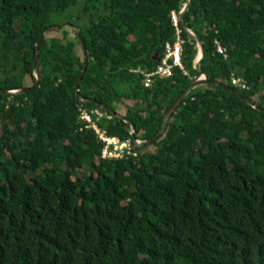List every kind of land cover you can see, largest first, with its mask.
Here are the masks:
<instances>
[{"label": "trees", "instance_id": "16d2710c", "mask_svg": "<svg viewBox=\"0 0 264 264\" xmlns=\"http://www.w3.org/2000/svg\"><path fill=\"white\" fill-rule=\"evenodd\" d=\"M185 2L0 0V264H264V0H190L179 24L184 70L145 88L130 70L156 68L175 37L170 12ZM66 17L87 45L81 96L117 114L125 106L127 122H99L108 136L132 138L134 125L137 140H150L203 74L250 104L197 87L152 152L102 160L103 143L80 118L101 106L76 95L83 51L70 27L45 35L40 86L5 92L25 86L42 29Z\"/></svg>", "mask_w": 264, "mask_h": 264}, {"label": "built area", "instance_id": "2783aa9c", "mask_svg": "<svg viewBox=\"0 0 264 264\" xmlns=\"http://www.w3.org/2000/svg\"><path fill=\"white\" fill-rule=\"evenodd\" d=\"M184 7V4L179 12L171 11L169 15L171 26L174 28L175 37L172 41L165 43L162 56L159 58L156 68L151 72H145L140 68L130 70L131 72L138 73L142 76L143 87L148 88L151 86L152 81L155 78H170L173 76L174 69L180 68L184 70L183 64H181L182 56V45L183 39L181 38L180 24V13ZM192 33L191 31H189ZM217 46V52L223 54L227 57L226 49L222 46L219 41H215ZM232 84L239 86L240 88H247L246 82L242 77L232 75ZM20 88H11L6 90L9 94L19 93ZM80 118L86 122L87 127H92L96 134L99 136L101 143H103V148L101 151L102 160H121L128 158H137L140 155V151L136 148L131 138L126 140H120L116 137H111L101 131L99 128V122L102 119L110 120L113 115L108 112H102L101 108H81ZM139 141V140H137Z\"/></svg>", "mask_w": 264, "mask_h": 264}, {"label": "water", "instance_id": "95a60500", "mask_svg": "<svg viewBox=\"0 0 264 264\" xmlns=\"http://www.w3.org/2000/svg\"><path fill=\"white\" fill-rule=\"evenodd\" d=\"M189 4H190V0H186L185 4H184V7L180 13V18L182 17V15L185 13V11L188 9L189 7ZM70 27V28H73L74 31H75V34L81 44V48H82V51H83V68H82V71L80 73V76L78 77V80H77V83H76V95L78 96V98L81 100V101H85V102H92V103H95L99 106H101V108H103L104 111L110 113L111 115H113L114 117H117V118H120V119H123L124 118L115 113L112 109H110L108 106L105 105V103H101V101L99 100H96L94 98H84L81 96L80 94V85H81V82H82V79H83V76L86 74L87 72V67H88V54H87V45H86V41L84 39V37L82 36L81 34V30L79 27H76L73 25V23L69 22V21H64V22H60V23H53L52 25L48 26V27H44L42 29V32L40 34V38L39 40L37 41V44H36V53H35V56H34V61H33V69H34V81H35V84L34 86H24L22 88L19 89V93H26L28 92L29 90L33 89V88H36V87H39L40 86V79H39V54H40V51H41V47H42V44H43V41L45 39V35L53 30H57V29H60L62 27ZM189 35H191L192 37L195 38V36L190 33L188 30H186ZM197 49H199V52H198V56H197V69L200 70V63H201V60L203 59V56H204V48H203V45H201V43L197 40ZM154 60H158V58H154ZM214 85V86H218V87H223V88H226L228 90L231 91V93L235 94L240 100H242L245 104H250V101L248 99H245L241 96V94L232 86L226 84V83H223V82H216V81H210L207 79L206 75L203 74L199 79H197L196 81H194L188 88H186L173 102L172 104L169 106V108L167 109V111L165 112V115H164V121H163V124H161V127L158 131V133L153 137L151 138L150 140H147V141H137V131L135 130V127L134 125H132V143L133 145L136 147V148H143V147H149L151 146L155 141H157L158 139H160V137L164 134L165 132V129H166V126L169 122V120L171 119V116L172 114L176 111V109L178 108V106L180 105V103L183 101V99L195 88L197 87H200V86H203V85ZM4 91L0 89V94L3 93ZM7 92V91H5ZM255 108H258L259 107H255ZM126 121V120H124ZM127 122V121H126Z\"/></svg>", "mask_w": 264, "mask_h": 264}, {"label": "rangeland", "instance_id": "374dc122", "mask_svg": "<svg viewBox=\"0 0 264 264\" xmlns=\"http://www.w3.org/2000/svg\"><path fill=\"white\" fill-rule=\"evenodd\" d=\"M54 21H55L54 23H60V22L68 21V20H67V17H66V19L64 18L63 20H54ZM70 30H71V31H69L70 32V36H73L74 35V33H73L74 29L70 28ZM49 35H60V33L57 32L56 30H53L52 32H50ZM34 76H35L34 73L33 74H27L25 79H24V81H23L24 85L25 86H30L32 84V82H33ZM123 102L125 103V105L126 104H128V105L130 104L129 101H123ZM114 108L116 109V111H118L119 114H123L125 112V106L123 104H117V106H114ZM138 149H141V148H138ZM153 149L154 148L152 146H149V147H146L144 149V151L145 152H152Z\"/></svg>", "mask_w": 264, "mask_h": 264}]
</instances>
